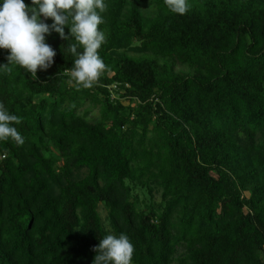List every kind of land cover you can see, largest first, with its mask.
Masks as SVG:
<instances>
[{"label":"trees","instance_id":"1","mask_svg":"<svg viewBox=\"0 0 264 264\" xmlns=\"http://www.w3.org/2000/svg\"><path fill=\"white\" fill-rule=\"evenodd\" d=\"M105 2L94 87L55 32L36 78L0 70L25 138L0 143V264H92L120 233L133 264H264V0Z\"/></svg>","mask_w":264,"mask_h":264},{"label":"clouds","instance_id":"2","mask_svg":"<svg viewBox=\"0 0 264 264\" xmlns=\"http://www.w3.org/2000/svg\"><path fill=\"white\" fill-rule=\"evenodd\" d=\"M172 14L183 16L190 11L189 0H164ZM107 10L105 0H0V50H7V63L0 64V70L11 73L21 68L36 78L37 71H46L54 63L57 55L46 37L52 32L64 40L67 50L76 59L70 72L69 83L90 89L99 82L107 71V65L100 55L106 43L105 31L100 27L105 23ZM51 18L49 25L45 21ZM69 35H65V28ZM78 49H82L78 50ZM21 118L10 112L0 102V143L12 141L23 145L25 138L16 125ZM92 264H133L135 246L125 233L107 234L99 240Z\"/></svg>","mask_w":264,"mask_h":264},{"label":"rangeland","instance_id":"3","mask_svg":"<svg viewBox=\"0 0 264 264\" xmlns=\"http://www.w3.org/2000/svg\"><path fill=\"white\" fill-rule=\"evenodd\" d=\"M152 7H153V5L151 3H149V4H146L143 7V9L145 11H148V10H151ZM182 70L187 71L186 68H183ZM89 118L91 120H94V119L99 118V108L97 110L92 111V114L90 115ZM140 194H141L142 199H144L145 198L144 197V193L143 192H140ZM146 199H147V197H146ZM148 199H150L149 201H152L153 203H156V204H161V201H162L161 200V196L158 193L153 194L152 195V198L151 197L150 198L148 197ZM100 212H101L102 218L104 219L105 224L108 226V222H107V219H106V212H105V210H104V208L102 206H101ZM181 250H183V249H181ZM180 253L183 254L184 251H180ZM179 256H180V254H179ZM177 258H179V257L177 256Z\"/></svg>","mask_w":264,"mask_h":264}]
</instances>
